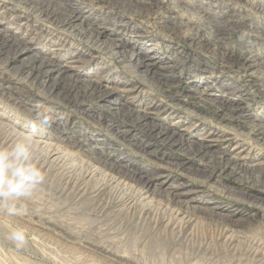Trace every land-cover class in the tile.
<instances>
[{
    "label": "rangeland",
    "instance_id": "1",
    "mask_svg": "<svg viewBox=\"0 0 264 264\" xmlns=\"http://www.w3.org/2000/svg\"><path fill=\"white\" fill-rule=\"evenodd\" d=\"M0 42V145L71 151L0 197V264H264V0H0Z\"/></svg>",
    "mask_w": 264,
    "mask_h": 264
},
{
    "label": "bare ground",
    "instance_id": "2",
    "mask_svg": "<svg viewBox=\"0 0 264 264\" xmlns=\"http://www.w3.org/2000/svg\"><path fill=\"white\" fill-rule=\"evenodd\" d=\"M22 1V0H21ZM24 1V0H23ZM26 1V0H25ZM51 2V1H50ZM236 2V1H235ZM239 2V1H238ZM237 2V3H238ZM79 21V16L77 15V14H75L74 12H69V13H67V15H66V17H65V21L64 22H66L67 23V25L69 24V26L70 27H73V28H77V27H79V28H82V26H81V24H77V22ZM209 21H210V19H209ZM225 21V20H224ZM217 23V22H216ZM221 23V22H220ZM220 23H219V25H220ZM223 24V23H222ZM218 25V26H219ZM221 26V25H220ZM234 27V26H233ZM236 27V26H235ZM230 28V27H229ZM92 29V28H91ZM232 29V28H231ZM216 32H221V30L220 29H217V31ZM215 32V33H216ZM233 32V31H232ZM3 33V32H2ZM212 33V32H211ZM10 35V34H9ZM215 35H217V34H215ZM221 35V34H220ZM2 36V35H1ZM4 36H5V34H4ZM102 35H101V33H99V32H96V33H93V31H91V32H89V35H88V37H89V41H90V39H93V38H95V40L96 41H99V39H100V37H101ZM225 36V35H224ZM6 37H7V35H6ZM87 37V38H88ZM2 38H3V36H2ZM104 39V38H103ZM3 40V39H2ZM101 41V40H100ZM7 42V41H6ZM1 43V42H0ZM105 43V42H104ZM107 43H108V41H107ZM10 45V44H9ZM111 45V46H110ZM11 46H12V44H11ZM10 46V47H11ZM108 46H110V47H112L114 50H118V48H120L119 46H118V44L117 45H112V44H108ZM5 48V47H4ZM27 48H25V50H26ZM122 50V49H121ZM123 52V51H122ZM122 52H120V53H122ZM19 53V52H18ZM117 54V53H116ZM124 55V54H123ZM36 57V56H35ZM35 57H32V58H30L29 59V63L31 64V67H34V69H35V62H36V60H35ZM122 57V56H121ZM38 58V57H37ZM128 59V58H127ZM140 59H137V62H139L138 64L140 65V67H144V65L142 64V62H140L139 61ZM142 61V60H141ZM75 63V62H74ZM132 63H133V61H132ZM51 63L50 62H41L40 63V65H38V66H36V68L38 69L37 71H38V73H39V75L40 76H36L35 77V79L36 78H39V80L41 81V80H44V81H41L43 84L45 83V81H47V79L52 75V73L53 72H55L56 71V74H57V77H56V79H54L53 80V82H52V84H51V87H50V91H52V90H54V89H56V88H58L59 86H60V82H62V83H65V82H71L73 85L71 86V87H67V88H65V89H67L66 91H64V95H66V96H68V95H71L73 92H75V90H76V83L77 82H79V81H77V79H73L72 78V76L71 75H67L66 73H65V71L64 70H60V69H54V71H50L51 69H50V66H48V65H50ZM254 65H255V63H253ZM29 65V64H28ZM148 65H151V64H147L146 65V67H148ZM261 65V64H260ZM251 66H252V64H251ZM256 68V67H255ZM147 71V73H150L149 75H153L154 76V74L155 73H153L152 71L153 70H149V69H147L146 70ZM28 73V72H27ZM3 74V73H2ZM35 74V73H34ZM29 75V74H28ZM34 79V80H35ZM36 81V80H35ZM61 83V84H62ZM83 83V82H82ZM70 84V83H69ZM157 84V83H156ZM65 85V84H64ZM88 86H90L89 84H88ZM91 88H92V90L93 91H96V90H99V89H101L100 88V85H98V83H93V85L91 86ZM64 88H63V90H65ZM78 89V88H77ZM60 90H62L61 88H60ZM88 90H90V89H88ZM78 91V90H77ZM92 91V93H95V92H93ZM111 90L109 89H106L105 90V92L103 93L104 94V99L105 100H109V99H111V92H110ZM85 93V92H84ZM59 94V93H58ZM60 94H61V92H60ZM63 94V93H62ZM96 94V93H95ZM100 94V93H99ZM73 95H74V93H73ZM65 96V97H66ZM76 97V96H75ZM63 99H65L64 97H63ZM75 99V98H74ZM76 100V99H75ZM109 102V101H108ZM114 102V101H113ZM118 106V105H117ZM108 107L109 108H111L112 107V104H109L108 105ZM121 107V106H120ZM123 107V106H122ZM117 109H120V108H117ZM123 110V109H122ZM127 113V112H126ZM141 114V113H140ZM130 115V114H129ZM134 115V114H133ZM127 116V115H126ZM125 116V117H126ZM136 116V120H134V121H141V122H146L145 120H146V114H144V113H142V115L141 116H137V114L135 115ZM131 117V116H130ZM127 118H129V117H127ZM130 122V121H129ZM137 124V123H136ZM6 125H8V124H6ZM152 125V124H151ZM143 127V126H142ZM11 127L9 126V129H10ZM144 128V127H143ZM147 128H149L148 129V131L150 132V133H155V137H163V134H166L165 133V129H159V128H156V126H151V127H147ZM0 129L1 130H7L8 131V127L7 126H5L4 124L2 125V124H0ZM145 129V128H144ZM6 131V132H7ZM1 132V135H2V131H0ZM5 132V131H4ZM8 133V132H7ZM6 133V134H7ZM9 133H11V134H9V138H11V136L12 137H14V138H16V140L17 139H20L21 137H20V133L19 132H15V131H12V130H10L9 131ZM0 135V136H1ZM2 136H4V135H2ZM8 136V135H7ZM154 136V135H153ZM2 138V137H1ZM59 139V138H58ZM4 140H6V138L4 137ZM3 140V141H4ZM11 140V139H10ZM3 141H1V142H3ZM7 141V140H6ZM5 141V142H6ZM13 141H14V139H13ZM59 141H61V140H59ZM33 142H34V146H33V148H40V150L42 151L43 149L46 151V152H48V155H49V157L50 158H53V159H51V160H53V161H55V160H59V158H60V156H66V157H68L69 155H71V151H69V150H66L65 149V151L64 150H62L61 148V150H59V146H58V148L56 147V149H52L55 145H51V144H48V143H45V142H41V141H37V140H33ZM2 145V144H1ZM0 145V146H1ZM63 146V145H62ZM2 147V146H1ZM55 148V147H54ZM67 148V147H66ZM68 149V148H67ZM43 150V151H44ZM53 150V151H52ZM33 151H35L34 149H33ZM36 151H38V150H36ZM36 151L34 152V154H37L36 153ZM41 151H40V153H41ZM67 151H69L70 153H69V155L67 154ZM46 152H44L45 154H46ZM43 153V154H44ZM43 154H41V155H43ZM72 154H74V153H72ZM68 155V156H67ZM38 156V155H37ZM44 157V156H43ZM38 158V157H37ZM39 159H40V157H39ZM70 159V158H69ZM95 159V158H94ZM213 159V158H212ZM37 160V159H36ZM48 160V159H47ZM50 160V161H51ZM66 160V159H65ZM68 160V159H67ZM76 160V159H75ZM218 160V159H217ZM225 160V159H224ZM42 161H44V160H42ZM49 161V162H50ZM71 161V160H70ZM73 161V160H72ZM82 161V160H81ZM97 161V160H96ZM213 161V160H212ZM227 161V160H226ZM52 162V161H51ZM57 162V161H56ZM62 162V161H61ZM76 162V161H75ZM220 162V161H219ZM225 162V161H224ZM233 162V161H232ZM38 163V162H37ZM48 163V162H47ZM58 163V162H57ZM221 163V162H220ZM225 163H230V162H225ZM45 164V163H44ZM242 164V163H241ZM38 165V164H37ZM43 165V164H42ZM41 165V166H42ZM53 165V164H52ZM231 165V164H230ZM239 165H240V163H239ZM262 165V164H261ZM40 166V167H41ZM258 166V165H257ZM50 167V166H49ZM58 167V166H57ZM213 167H216V166H213ZM264 167V166H263ZM206 168H207V166H206ZM218 168V167H217ZM221 168V167H220ZM259 168L261 169V167L259 166ZM40 169H42V168H40ZM215 169V168H214ZM224 169H225V166H224ZM213 170V169H212ZM238 170V169H237ZM254 170V169H253ZM258 170V169H257ZM233 172V171H232ZM258 172V171H257ZM256 172V173H257ZM260 172H262V171H260ZM222 173V172H221ZM259 173V172H258ZM211 174L213 175V172H211ZM236 174V173H235ZM230 175H232V174H230ZM74 177V176H73ZM65 178V177H64ZM72 179V178H71ZM70 180V179H69ZM81 180V179H80ZM68 181V180H67ZM71 182V181H70ZM73 182V181H72ZM71 182V183H72ZM77 182V181H76ZM75 181H74V183H76ZM85 185V184H84ZM83 185V186H84ZM70 186V185H69ZM76 186V185H75ZM77 187V186H76ZM105 187V186H104ZM73 189V188H72ZM77 189V188H76ZM80 189V188H79ZM74 190V189H73ZM63 192V191H62ZM80 192H82V190L80 191ZM76 193H78V192H76ZM82 194H83V192H82ZM251 195V194H250ZM252 251V250H251ZM262 251V250H261ZM253 252V251H252ZM260 253V252H259ZM249 254H251V253H249ZM253 257V256H252ZM256 257V256H255Z\"/></svg>",
    "mask_w": 264,
    "mask_h": 264
},
{
    "label": "clouds",
    "instance_id": "3",
    "mask_svg": "<svg viewBox=\"0 0 264 264\" xmlns=\"http://www.w3.org/2000/svg\"><path fill=\"white\" fill-rule=\"evenodd\" d=\"M20 139L0 147V197L28 195L44 179L33 152L34 142L21 133ZM13 239L23 240L21 233Z\"/></svg>",
    "mask_w": 264,
    "mask_h": 264
}]
</instances>
